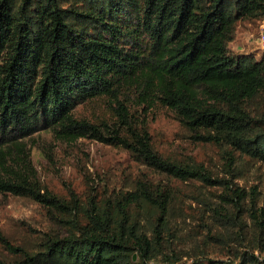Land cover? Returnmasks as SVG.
Masks as SVG:
<instances>
[{
	"label": "trees",
	"instance_id": "trees-1",
	"mask_svg": "<svg viewBox=\"0 0 264 264\" xmlns=\"http://www.w3.org/2000/svg\"><path fill=\"white\" fill-rule=\"evenodd\" d=\"M263 15L264 0H0V190L32 198L53 219L33 244L0 228L9 256L0 264H263L262 192L236 181L245 174L236 159L264 163V53L229 45L240 20ZM100 97L116 118L104 127L75 113ZM155 103L193 141L224 147L222 177L155 148L132 117ZM42 129L123 147L151 176L100 197L34 185L8 158ZM159 176L199 182L201 229L188 227ZM215 249L227 259L212 258Z\"/></svg>",
	"mask_w": 264,
	"mask_h": 264
},
{
	"label": "rangeland",
	"instance_id": "rangeland-1",
	"mask_svg": "<svg viewBox=\"0 0 264 264\" xmlns=\"http://www.w3.org/2000/svg\"><path fill=\"white\" fill-rule=\"evenodd\" d=\"M262 31L264 15L240 20L235 39L229 44L231 51L234 54H252L259 59L264 53V44L260 40ZM75 113L102 126L116 121L105 97L85 102L76 108ZM132 117L137 124L148 126L155 148L164 155L186 162H202L215 177L224 175L225 165L230 161V155H224V147L193 141L173 110L155 103L150 108H138ZM22 144L24 151L13 150L8 158L11 169L20 172L32 184L47 186L65 197L72 193L81 198L88 194L100 197L139 176H151L150 171L139 165L125 148L88 136L67 141L57 138L50 130L42 129L24 139ZM238 155L235 153L236 158ZM236 160L241 162L239 165L245 173L236 181L240 185H257L264 203V163L242 158ZM13 161L20 162L21 166ZM25 163H29V169L24 168ZM157 180L177 195V206L183 208L182 219L186 217L188 227H194L193 231L201 229V206L196 199L201 194L199 182L167 180L160 176ZM221 190L220 187L209 186L210 193L218 194ZM52 226L53 219L45 206L30 197L0 190V228L14 243L33 244ZM226 252V249H221V252L215 249L210 256L227 259ZM6 257H9L8 250L0 242V258Z\"/></svg>",
	"mask_w": 264,
	"mask_h": 264
},
{
	"label": "built area",
	"instance_id": "built-area-1",
	"mask_svg": "<svg viewBox=\"0 0 264 264\" xmlns=\"http://www.w3.org/2000/svg\"><path fill=\"white\" fill-rule=\"evenodd\" d=\"M260 40H261L262 43L264 44V31H262V33H261Z\"/></svg>",
	"mask_w": 264,
	"mask_h": 264
}]
</instances>
